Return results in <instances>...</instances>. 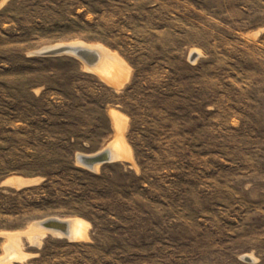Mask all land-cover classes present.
I'll list each match as a JSON object with an SVG mask.
<instances>
[{
	"label": "rangeland",
	"instance_id": "374dc122",
	"mask_svg": "<svg viewBox=\"0 0 264 264\" xmlns=\"http://www.w3.org/2000/svg\"><path fill=\"white\" fill-rule=\"evenodd\" d=\"M0 264H264V0H0Z\"/></svg>",
	"mask_w": 264,
	"mask_h": 264
},
{
	"label": "bare ground",
	"instance_id": "6f19581e",
	"mask_svg": "<svg viewBox=\"0 0 264 264\" xmlns=\"http://www.w3.org/2000/svg\"><path fill=\"white\" fill-rule=\"evenodd\" d=\"M68 45H81V46H86L89 49L96 50L98 54V60L91 66H94L92 68H89L91 70H95L98 72H108V73H113V74H118V68H119V62L120 59L116 54H113L110 52L108 49L104 48L101 45H87L83 42H77V43H71ZM56 46V45H55ZM51 47V46H50ZM83 62V61H82ZM121 63V62H120ZM85 65V64H84ZM90 67V66H89ZM123 68V67H122ZM119 68V69H122ZM120 71V70H119ZM119 135V134H118ZM101 154V153H99ZM108 154L110 156L109 159H115V158H123L124 154V148L121 142L119 140L114 141L108 149ZM113 161V160H112ZM98 164H96L97 166ZM8 183L20 187L24 185V183L29 182V181H23L21 178H12L10 179ZM68 230L67 233H64L62 231H53L50 229H45V228H40V227H35L33 230H35V233L32 234V240L38 241L40 237L42 236L43 233L45 232H50V233H55L59 235H64V237H68L70 239H78L82 238L84 236V231H83V222L81 220H68ZM38 231H37V230Z\"/></svg>",
	"mask_w": 264,
	"mask_h": 264
},
{
	"label": "water",
	"instance_id": "95a60500",
	"mask_svg": "<svg viewBox=\"0 0 264 264\" xmlns=\"http://www.w3.org/2000/svg\"><path fill=\"white\" fill-rule=\"evenodd\" d=\"M40 55L44 56H58V55H71L83 61L87 66L93 65L98 60L96 50L89 49L81 45H56L51 47H44L39 51ZM110 156L108 150L103 151L101 154L92 156L78 155L77 159L82 165L93 168L96 164L109 161ZM69 221L56 217H50L41 221H37L34 225L40 228L50 229L53 231H62L67 233Z\"/></svg>",
	"mask_w": 264,
	"mask_h": 264
}]
</instances>
